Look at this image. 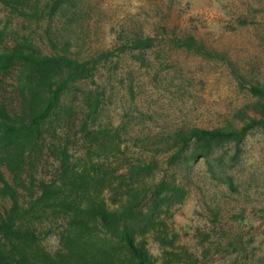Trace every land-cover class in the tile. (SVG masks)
<instances>
[{
  "label": "rangeland",
  "instance_id": "rangeland-1",
  "mask_svg": "<svg viewBox=\"0 0 264 264\" xmlns=\"http://www.w3.org/2000/svg\"><path fill=\"white\" fill-rule=\"evenodd\" d=\"M55 1L0 4V29L32 36L46 52L53 48L49 38L82 57L112 52L96 76L106 86L96 122L118 128L124 158L158 162L149 182L175 173L186 191L182 202L162 215L169 243L160 246L146 237L154 264H264V126L255 123L241 143L218 144L207 157L188 158L190 148L175 168L166 162L175 150L166 149L180 144L179 135L190 129L240 130L261 118L264 0H59L52 10ZM188 37L200 51L179 47ZM135 38H151L153 45L122 51L124 42ZM14 75L2 85L9 110L19 105ZM255 87L261 95L251 91ZM66 100L77 107V98ZM77 115L79 123L84 113ZM78 129L67 131L75 151L82 146ZM34 165L23 172L25 187H31L29 175L35 180L32 193L58 166L47 156ZM0 173L21 202H29V191L16 186L1 163ZM0 207L8 209L9 199L0 198ZM53 228L41 239L49 252L59 244L61 228Z\"/></svg>",
  "mask_w": 264,
  "mask_h": 264
},
{
  "label": "trees",
  "instance_id": "trees-1",
  "mask_svg": "<svg viewBox=\"0 0 264 264\" xmlns=\"http://www.w3.org/2000/svg\"><path fill=\"white\" fill-rule=\"evenodd\" d=\"M38 39L43 42L44 37ZM6 40L13 45H5ZM48 41L53 48L46 52L32 36L0 29V163L13 174L16 186L31 195L29 202H21L17 189L0 173V198L10 201L8 209L0 207V264H154L146 237L160 246L169 243L162 215L181 203L186 191L175 173L149 182L158 162L124 158L118 128L96 122L106 100V86L96 76L112 52L82 57ZM152 45L151 38L127 39L122 51ZM179 45L201 49L191 37ZM12 72L19 99L16 110H9L2 99L3 81ZM85 84L92 87L82 88ZM251 91L262 93L257 87ZM67 95L77 98V107L66 102ZM77 109L84 113L79 123ZM258 109L261 118L240 130L193 128L179 135L180 144L166 149H175L167 164L180 165L190 148L188 158L207 157L218 144L241 143L252 125L264 126V105ZM77 126L79 151L72 149L67 133ZM44 156L57 162L56 175L40 181L32 193L35 180L29 175L31 187H25L23 172L26 165L36 169L34 164ZM53 226L61 228L59 244L49 252L41 239L53 233Z\"/></svg>",
  "mask_w": 264,
  "mask_h": 264
}]
</instances>
